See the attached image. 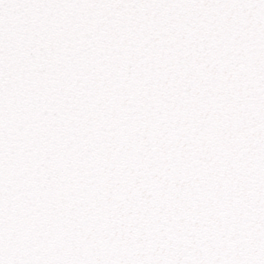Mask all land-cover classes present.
<instances>
[{
    "label": "snow or ice",
    "instance_id": "snow-or-ice-1",
    "mask_svg": "<svg viewBox=\"0 0 264 264\" xmlns=\"http://www.w3.org/2000/svg\"><path fill=\"white\" fill-rule=\"evenodd\" d=\"M0 264H264V0H0Z\"/></svg>",
    "mask_w": 264,
    "mask_h": 264
}]
</instances>
